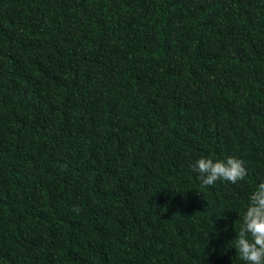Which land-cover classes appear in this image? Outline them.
Returning a JSON list of instances; mask_svg holds the SVG:
<instances>
[{
    "label": "trees",
    "instance_id": "trees-1",
    "mask_svg": "<svg viewBox=\"0 0 264 264\" xmlns=\"http://www.w3.org/2000/svg\"><path fill=\"white\" fill-rule=\"evenodd\" d=\"M260 182L264 0H0V264H244Z\"/></svg>",
    "mask_w": 264,
    "mask_h": 264
},
{
    "label": "clouds",
    "instance_id": "clouds-1",
    "mask_svg": "<svg viewBox=\"0 0 264 264\" xmlns=\"http://www.w3.org/2000/svg\"><path fill=\"white\" fill-rule=\"evenodd\" d=\"M200 186L208 188L218 181L235 185L244 181L247 169L244 161L235 157L199 158L192 165ZM234 244L239 260L244 264H264V182L250 193L243 211ZM218 235V233H217Z\"/></svg>",
    "mask_w": 264,
    "mask_h": 264
}]
</instances>
